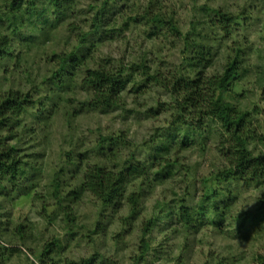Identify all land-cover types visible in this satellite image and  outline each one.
Here are the masks:
<instances>
[{
    "label": "trees",
    "instance_id": "1",
    "mask_svg": "<svg viewBox=\"0 0 264 264\" xmlns=\"http://www.w3.org/2000/svg\"><path fill=\"white\" fill-rule=\"evenodd\" d=\"M190 1L195 5L206 3L194 7L195 14L184 28L167 0H0V134L4 133V138L0 137V150L11 138L5 134L6 130L20 126L21 137L11 146V154L26 160L34 156L31 151L35 146L30 144L39 140L37 128L32 123L29 127L22 125L13 115L26 112V107L35 102L33 93H39L40 85H49L52 96L40 98L38 123L41 124L46 113L65 103L69 111L64 116L71 136L69 146L73 142L75 122L84 115H108L121 110L128 116L136 113L151 119L156 117L157 111L158 114L159 111L168 113L169 125L150 133V139L144 140L142 146L148 147L144 157L131 152L125 162L116 158L124 149L134 146L133 140L127 139L124 133L109 137L100 133L92 140L93 152L79 154L80 160L74 159L76 152L66 153V164L84 170L83 173L91 167V195L103 211L124 206L130 209L131 215H138L150 195V189L146 188L178 174L183 183L193 187L194 176L186 166V153L190 150L203 153L204 141H216L214 155L217 154L220 162L203 177L202 198L196 204L192 202L194 205L186 200L177 201L173 206L157 202L156 211L143 224L138 255L132 259V264L148 263L152 252V241L148 237L160 222L165 223L166 230L179 227L184 234H200L209 225L219 227L225 223L243 190L264 187V116L255 108L245 106L249 93L259 97L264 94V46L241 33L252 27V15L246 10L234 13L220 6L211 7L213 0ZM60 32L67 34L66 44L72 46L65 55L56 54L59 63L48 75L42 77L41 69L33 74L36 63L28 66L25 57ZM263 32V29L258 32L261 39ZM75 39L79 40L75 42ZM122 39L126 44L131 39H136L137 44L143 40L151 43L157 61L152 64L151 52L146 50L135 62L141 61L133 64V60L119 61L108 53H99L100 47ZM167 43L174 48L181 45L180 63L171 69L165 62L159 63ZM17 47L22 52H17ZM97 53L100 57L95 56ZM15 58L13 70L18 71L25 90L17 83H6L13 71L9 62ZM165 69L173 71L164 72ZM38 80L41 82L37 83ZM251 82L252 90L247 91ZM155 90L165 101L148 96L151 92L154 95ZM129 94L131 110L125 102ZM142 97L146 99L141 100ZM11 154L0 151V198L7 202H13L16 195H29L37 187L34 181L41 177L40 169L33 167L36 174L28 184L31 177L20 168V157ZM91 157L96 161H91ZM112 157L116 163L110 167L106 162ZM59 175L51 178L47 188L49 197L60 207L59 213H63L67 238L63 240L56 234L46 236L49 224L41 229L37 221L28 218L15 222L12 211H5L0 200V264H103L106 261L97 254L78 261L64 255L79 232L74 209L62 207L63 184ZM79 197L77 192H70L65 199L73 203ZM263 199L264 196L256 200V220H249L251 215L238 219L240 231L250 233L258 220L264 224ZM125 221H131V216ZM11 225L15 228L10 231ZM100 230L98 222L93 234H99ZM29 240V247L37 243L35 250L39 251H30L23 262L22 259L14 262L16 257H21V250L13 246L28 247ZM255 261L264 264V252ZM205 264L232 263L211 256Z\"/></svg>",
    "mask_w": 264,
    "mask_h": 264
},
{
    "label": "rangeland",
    "instance_id": "2",
    "mask_svg": "<svg viewBox=\"0 0 264 264\" xmlns=\"http://www.w3.org/2000/svg\"><path fill=\"white\" fill-rule=\"evenodd\" d=\"M215 2L210 3L211 7H223L227 10L237 13L246 10L252 15V21L247 31L243 30L241 33L249 38L252 42L264 46V36L261 39L258 35L260 30H264V0H213ZM168 4L174 7V10L179 16L183 27L187 28L190 23L191 16H194L193 9L195 6H200L206 3L200 2V5H195L190 0H167ZM144 4V3H143ZM264 33V32H263ZM74 36H71L73 38ZM52 40L46 39L45 43L39 46L37 49L29 51L27 59L28 66L36 63V71L39 69L43 76L50 73V70L54 69L58 59L55 56L65 55L67 49L72 46L71 43L66 44L67 34L60 32L54 33ZM129 38H132L131 36ZM260 38V39H259ZM77 39H75L76 42ZM79 40V39H78ZM77 40V41H78ZM144 42V43H143ZM171 43L162 50L160 54L161 59L159 63H166L167 68L172 66H178L180 63V49L181 45L171 47ZM140 46L142 48L140 49ZM149 53V60L157 61V58L153 52L152 44L147 41H140V44L136 43V39H131L126 44L125 40H117L111 42L109 45L100 47L99 53H108L112 55L113 59L119 61L124 58L127 62L138 63L141 60L138 59L141 55ZM17 52H22V49L17 47ZM18 55V53H16ZM25 55V54H24ZM96 57H100V54H95ZM16 57V56H15ZM55 57V58H54ZM51 60V61H50ZM16 65V58L9 62L11 70ZM34 68V66H32ZM173 70L165 69L164 72ZM51 75V74H50ZM39 75H38V78ZM38 80L37 83H40ZM8 85L23 86L22 80L18 74V71L13 70L12 75L9 77ZM253 87L252 82L249 84L247 91H251ZM49 85H40L39 93H33L35 96V102L26 107V112H15L13 118L15 120L22 121V125L26 127L32 123L38 130L39 140L35 143H31V147L35 148L31 151L33 155L30 159L22 158L16 154H11V146L21 137L20 126L13 128V130H6L5 134L11 138L7 141L4 148L1 147V152L8 151L11 155L17 158L20 157V168L27 171V175L31 177L28 184L34 179L35 171L33 167L41 171V177L34 181L37 186L27 196H17L13 202L3 201V207L8 213L12 211L13 220L15 222L26 221V218L37 221L38 227L43 229L46 224H49L47 228L46 236L53 237L55 234L58 238L65 240L67 238V228L63 213H59L60 207L56 205V201L49 197L47 185L50 183L51 178L55 174H60L59 178L61 184H63L62 193V207L71 206L74 209L75 217L77 219V234L74 242L64 250V255L73 260H81L86 257H90L94 254L102 256L106 261L103 264H132V259L138 255L139 244L142 240L143 224L150 218L152 212L156 211L155 206L157 202H165L168 205H174L177 201L186 200L190 205L198 203V201L204 195V185L202 179L208 174L209 171L218 167L220 159H218L216 152V141L214 139L204 141L205 149L203 153L199 150L187 151L188 161L187 167L191 168V173L194 178L191 183L193 187L186 185L181 180V175H173L167 180H163L162 183L150 186L148 190L149 197L142 204V207L138 215H131L128 207L121 206L119 209H107L102 210L98 202L92 197L93 183L91 176V167L87 172L84 170L79 171L73 165L66 164L67 152L73 153L74 159L81 158V155L85 152H93L92 140H94L100 133L104 137L115 136L120 133H124L129 140H133V147L124 149L123 152L118 154L120 162H125L130 153H137V155L145 156L148 153L147 148L142 146L144 140L150 139V133L165 128L169 125V114L162 111H157L156 117L146 119L145 117H139L136 113L128 116L127 113H123L121 110H114L108 115L88 114L80 117L75 122L73 130V142L69 146L67 142H70V133L68 132V125L66 124L67 105L65 103L59 104L56 110L46 113L45 117L41 119V124L38 123L40 117L41 100L47 95L52 96L49 93ZM25 90V87H24ZM30 88L27 87L26 91ZM131 92L130 89L127 90ZM149 95L157 98L159 102L165 101V97L160 95L158 90L151 92ZM68 96V95H67ZM66 96V97H67ZM78 99H81L80 95H76ZM39 98V99H38ZM249 100L245 102V106H251L258 110L264 116V94L259 97L258 94H248ZM146 99L142 97L141 100ZM39 100V101H37ZM161 100V101H160ZM127 109H132V97L129 94L125 98ZM154 103V101H153ZM150 106V105H149ZM153 106V105H152ZM154 108H157L154 106ZM50 110V109H49ZM21 122V123H22ZM30 128L27 130V134L30 132ZM12 133L9 134V133ZM20 134L17 136V133ZM17 136L13 139L12 136ZM29 136V135H28ZM70 136V137H69ZM0 137L4 138V133L0 134ZM23 138V137H22ZM29 142L31 137H28ZM24 141V140H23ZM18 142V141H17ZM40 143V145L38 144ZM29 147V146H23ZM199 148V146H196ZM143 148V149H141ZM135 150V151H133ZM14 153V152H13ZM26 152H24L25 154ZM97 153V152H96ZM39 154V156H38ZM42 155V157H41ZM108 157L112 155L107 153ZM91 161H96L95 157H91ZM36 160V161H35ZM111 161L106 162L110 167L115 163ZM25 164H24V163ZM29 162V164H27ZM93 164V163H92ZM37 167H36V166ZM37 171V173H39ZM81 172V173H80ZM138 188V185L137 187ZM77 192L79 199L73 201V203H67L66 196L69 193ZM264 196V187L258 189H245L242 191L239 199H237V205L234 207L227 220L223 225L214 227L209 225V228L202 231L200 234H184L179 227H173L166 230L164 222L148 237L152 241V252L148 258L147 264H205L207 260L211 259V256H218L219 258L228 259L232 264H257L255 259L258 255L264 252V224L258 220L254 224L250 233L248 231L239 230V220L243 217L251 215V221L256 220L257 198ZM196 197L195 200L192 198ZM264 200V199H263ZM193 204V205H194ZM61 206V205H60ZM264 207V206H263ZM61 211V210H60ZM8 216V215H6ZM57 216V217H56ZM131 216V221H125V218ZM54 221L52 222V218ZM100 217V218H99ZM205 221V220H204ZM238 221V222H237ZM98 222L101 223V230L99 234H93L97 229ZM15 226L9 228L13 230ZM248 228H251L248 225ZM256 231V232H255ZM76 233V232H75ZM54 234V235H53ZM250 235V237H249ZM84 237H88L84 239ZM187 238V239H186ZM11 239V237H10ZM37 244V243H36ZM36 244L31 247L30 240L27 242L28 247L22 245H16L21 252V257H16L14 262L22 259L25 260L26 256L29 257L31 252H38ZM108 259V260H107Z\"/></svg>",
    "mask_w": 264,
    "mask_h": 264
}]
</instances>
